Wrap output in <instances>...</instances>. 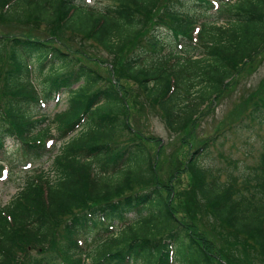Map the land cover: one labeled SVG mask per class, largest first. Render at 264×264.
Returning <instances> with one entry per match:
<instances>
[{"label": "trees", "instance_id": "16d2710c", "mask_svg": "<svg viewBox=\"0 0 264 264\" xmlns=\"http://www.w3.org/2000/svg\"><path fill=\"white\" fill-rule=\"evenodd\" d=\"M0 17V150L13 140L24 164L54 154L0 207V264H247L228 257L238 252L264 264V151L240 188L219 170L204 175L198 158L218 138H198L163 183L155 138L129 117L140 98L141 113L158 108L181 137L264 51V0H0ZM8 23L24 31L4 32ZM199 215L231 229L225 247Z\"/></svg>", "mask_w": 264, "mask_h": 264}, {"label": "rangeland", "instance_id": "374dc122", "mask_svg": "<svg viewBox=\"0 0 264 264\" xmlns=\"http://www.w3.org/2000/svg\"><path fill=\"white\" fill-rule=\"evenodd\" d=\"M195 6L199 7L196 4ZM158 15L154 18V22L157 21ZM189 15L193 14L189 13ZM207 19L204 17L206 22L212 21V18ZM20 29L24 31V29L20 28L19 24L8 23L3 31L16 33L21 31ZM162 34L165 38L168 37L167 32ZM193 37H197L195 33H193ZM85 43L87 45L92 44L88 40ZM104 56L102 57L104 58ZM239 71L238 75H235V78L225 86V90L220 95L204 105L195 116L194 124H190L188 130L184 131L181 137L170 132L166 128L163 119H160L158 115L156 116L154 112L158 108L153 109V112L145 111L141 113L142 105L140 98L135 99L132 106L134 111L129 115L134 120L131 126L141 128L148 136L154 137L155 141L157 139L156 143L153 141L155 151H152L151 155L153 163H156V170L159 173L160 180H162L161 182L164 183L166 178L168 179L173 175L176 168L175 165L179 163L183 165L189 159L191 152L195 149L190 148V145H194L195 147L197 143H195V140L198 138L201 141H206L213 136L218 138L217 142L208 148L206 154L198 158V160L200 168L204 171V175L207 169L213 172L219 170V181L221 182L225 183L229 177H234L238 180L239 187L241 188L246 181V175L248 173L251 174L254 168L261 163V154L264 151V124L258 125L255 121H251L253 119L249 115V110L258 104L259 97L263 98L264 95L257 92L259 86L262 87L264 84V51L257 53L254 59L245 67L242 66ZM133 86V91L136 92L137 87ZM257 94L258 98L256 97ZM66 106V101L63 99L62 103L58 106H55L54 103L50 104L46 113L52 117L55 113L63 111ZM56 144L58 146L54 153L61 146L60 142ZM5 148V150H0V160L9 166V161L12 160L10 169L12 167L13 170L9 173L11 175L6 181L0 182V207L6 206L19 192L24 182L23 179L28 173L32 175L33 173H38V171L46 172L50 170V156L53 155H45L42 159H34L31 163V169H23L19 165H23L24 161L21 158L14 160L15 158L13 157V153L17 152L14 141L11 139L7 140ZM159 149L160 151H157ZM160 152L161 154H159ZM185 172L186 174L182 175L175 182L177 189L184 188L188 184L186 182L190 174L188 170ZM52 175L49 172V176L52 177ZM174 199H176V196ZM173 205L176 210L177 205L174 203ZM190 215L191 217L193 216L192 214ZM133 216L134 214L128 215L129 218H133ZM187 221L193 222L191 219ZM196 222L200 226L199 229L203 232L205 230L206 234H204L216 244V247L221 242H224L223 247H225L227 234L232 232L230 228L214 225L213 223L206 224L207 220L205 218L204 224H202L200 222V215L196 217ZM228 238L230 239V237ZM228 257L236 259L237 262L245 261L249 264V261L251 264H257V260H254L247 253L243 255L238 252Z\"/></svg>", "mask_w": 264, "mask_h": 264}]
</instances>
